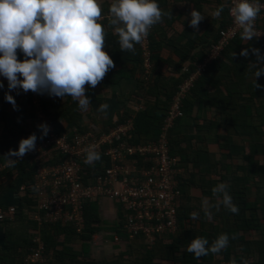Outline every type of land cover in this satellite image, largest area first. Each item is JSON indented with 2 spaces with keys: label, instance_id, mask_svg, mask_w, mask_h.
I'll use <instances>...</instances> for the list:
<instances>
[{
  "label": "crops",
  "instance_id": "0c3cea01",
  "mask_svg": "<svg viewBox=\"0 0 264 264\" xmlns=\"http://www.w3.org/2000/svg\"><path fill=\"white\" fill-rule=\"evenodd\" d=\"M161 1V9L170 10L172 18L164 17L162 23L153 26L157 38V50L155 49L154 71L149 83L143 80L144 57L139 53L137 44L135 54L122 52L119 37L115 31L111 33L115 38L106 42L103 49L113 60L115 67L95 88L85 86V95L91 103L86 112L81 111L78 102L69 96L61 99L46 93L43 95L31 93V91L24 93L19 88L9 92L7 80L0 76V83L4 85L0 88V153L2 144L12 141L15 138V132L26 138L32 133H35L38 138L41 137V131L37 126L45 122L38 116L40 114L38 105L41 107V113L52 122L54 132L68 137H72L73 129L76 127L101 134L109 133L117 125L129 121L135 125L136 131L135 119L139 113L151 108V120L156 118L157 109L160 114L163 113L167 99L165 91L175 90L184 83L186 80L184 75L191 59L200 58L205 44L213 40L219 27L225 24L227 14L223 10L219 19L212 16L217 7L225 5V0ZM109 3L111 0H101L103 11ZM193 8L205 17L200 22L198 31L189 27V13ZM256 40L257 43L262 42L264 46V39ZM236 41L232 43L233 45L231 44V48L223 55L220 62L213 67L210 66V73L206 79L186 96L187 115L180 123L174 138L182 139V146L191 147L190 156H188L190 159L186 163V160L180 156L173 155L179 159L183 170L180 175V188L183 193L182 208L199 215V219L193 220L197 230L193 231L191 239L200 237L198 233L202 231L214 233L217 237L219 234L227 233L229 244L226 251L228 249L229 258L237 261L236 254L240 252L244 253L242 261L255 264L260 256L259 242L264 239V181L261 180L262 173L254 166L264 164V138L260 142L257 137V131L260 129L264 131V126L261 124V118L264 115L261 109L264 103V87L255 88L254 79L256 84L264 86V75L254 77L256 69L251 64L256 63L255 55L249 52L247 57H243L239 55L240 52H237L246 48L259 49L254 45L255 43L244 41L241 37ZM232 53L240 56L238 61L233 59ZM18 59L23 60L24 57L22 58L18 53ZM6 92L14 97L15 110L5 100ZM27 98H31L29 104L28 101L25 102ZM105 103L109 105L106 116L97 110L99 105ZM68 112H74L77 115L74 124L68 122L66 117ZM17 115L18 119H16ZM122 117L125 120L121 123ZM55 119L59 121L58 126ZM158 119L162 118L160 119L159 116ZM132 134L127 138L129 141L132 140ZM141 136L144 135L139 134L138 138L143 140L144 137ZM40 142L39 139L37 144ZM149 142H143V144ZM254 144L257 145L256 150L253 149ZM39 156L43 160L39 164L54 161L57 158L52 152H44ZM194 158L198 161L193 163ZM249 162H254L253 166ZM234 181L245 189L246 203L251 207L248 209L243 204L237 205L239 211L233 214L221 204L218 210L215 207L212 208L211 219L206 217L202 208V198L207 197L212 204H216L217 197L205 195L202 191L204 185L211 187L210 192H212L219 183H227L230 187ZM20 189V185L11 188L4 197L0 198V207L17 204L21 199ZM99 214L104 222L102 224L104 229L95 235L90 243L88 254L84 255L87 260L96 262L124 260L132 263L140 255H145L146 243L129 241L124 230L120 229L119 205L109 201L100 202ZM107 220H112V224L107 225ZM254 225L260 228H254ZM37 235L40 234L37 233ZM104 235L109 236L107 238ZM230 235L239 236L242 240L233 243ZM2 236L0 233L1 242ZM102 236V243H98L97 239ZM74 247L78 252L84 253L80 240L73 245ZM222 259H224V250L212 255L214 264H218L217 261ZM197 262H201V259L198 258ZM156 263L161 264L160 260Z\"/></svg>",
  "mask_w": 264,
  "mask_h": 264
},
{
  "label": "clouds",
  "instance_id": "9594fccd",
  "mask_svg": "<svg viewBox=\"0 0 264 264\" xmlns=\"http://www.w3.org/2000/svg\"><path fill=\"white\" fill-rule=\"evenodd\" d=\"M226 5H220L212 16L219 19ZM259 0H234L230 15L235 24L242 29L241 39L250 41L257 37L255 20L261 11ZM101 0H0V76L8 82L9 92L21 89L36 94H47L63 99L71 97L78 102L81 111L90 107V99L85 95L86 85L95 88L105 75L115 67L106 51V29ZM189 27L198 31L200 22L205 18L199 11L189 13ZM172 18L170 10L161 9L157 0H111L108 8L109 24L119 37L120 50L135 54V45L141 44L154 25L163 22V18ZM187 19V17H185ZM18 51L24 59H18ZM251 52L256 56L254 77L264 75V54L259 49H243L239 55L247 57ZM236 53H232L235 57ZM255 88L261 86L255 83ZM4 85L0 83V88ZM19 95V93H17ZM5 100L14 110L16 102L12 95L5 93ZM108 104L97 109L107 115ZM44 139L50 131L46 123L37 126ZM38 137L32 133L21 139L18 150H9L3 157L6 165L15 167L22 158L36 148ZM42 142V141H41ZM40 142V143H41ZM85 163L94 165L101 160L96 145L83 150ZM15 157L17 159H12ZM227 183H219L212 189L217 203L202 198L205 216L212 218V208L223 205L231 213L237 214L239 208L233 203ZM36 189L34 188V191ZM191 219H199L198 213H191ZM235 239V236L232 237ZM229 235L219 234L209 246L203 237L191 240L187 251L195 258L209 253L218 254L228 247ZM229 264H236L230 259ZM242 264H247L242 261Z\"/></svg>",
  "mask_w": 264,
  "mask_h": 264
},
{
  "label": "built area",
  "instance_id": "2783aa9c",
  "mask_svg": "<svg viewBox=\"0 0 264 264\" xmlns=\"http://www.w3.org/2000/svg\"><path fill=\"white\" fill-rule=\"evenodd\" d=\"M259 2L264 5V2ZM225 5L228 25L219 32L217 41L208 48L203 60L195 64V71L180 86L157 142L130 144L127 138L135 131V125L130 121L117 125L109 133L99 134L76 127L72 137L60 136L54 132L52 122L41 113L38 105V116L49 126L50 131L41 143L36 144L34 151L19 158L17 162L37 157L44 152L56 151L62 157L57 161L43 162L34 171L38 210L46 213V221L72 225L81 234L86 224L85 204L109 201L121 207L124 229L132 239L140 238L146 245L154 246L163 236L177 231L183 196L179 177L183 170L179 159L171 153L169 135L176 121L184 117L183 103L194 81L221 58L222 52L232 40L241 36L242 29L230 15L234 0H226ZM254 23L257 37L253 39H264V7ZM151 30L141 43L145 66L149 70L153 68ZM89 145H96V150L109 157L112 163L104 173L86 180L89 164L84 162L86 153L83 150ZM3 167L7 165L0 166V170ZM25 188L23 185L21 189ZM15 212L13 206L8 212L0 208V220L13 217ZM35 219L42 221L37 213ZM42 253L41 246L27 262H43Z\"/></svg>",
  "mask_w": 264,
  "mask_h": 264
},
{
  "label": "trees",
  "instance_id": "16d2710c",
  "mask_svg": "<svg viewBox=\"0 0 264 264\" xmlns=\"http://www.w3.org/2000/svg\"><path fill=\"white\" fill-rule=\"evenodd\" d=\"M261 2H264V0H259ZM226 2V0H225ZM157 3L159 5L162 4L161 0H157ZM110 5V3H109ZM105 7L103 11V17L104 19L101 21L102 25L106 29V37H105V43L110 42L113 38H115L111 33L114 31V28L110 26L109 24V18H108V8ZM226 7L224 8V12L226 13ZM228 25V21L226 18L225 24L221 25L219 29L216 32V35L213 40L208 41L205 44V47L201 50L200 58L197 59H191L190 65L188 67V71L185 73V79L188 78L189 74L193 73L195 71V64L199 63L203 60L204 56L206 55L208 48L217 41L219 32L226 28ZM154 28V27H153ZM241 36H238L232 42L230 43L229 47H227L223 52L220 59L214 61L210 66L213 67L214 64L220 62L223 55L227 53L228 49L231 48V44L234 42H237L236 40H239ZM150 39L152 43V50H153V68L147 69L145 66V62L143 61V70H144V82L149 83L150 79L153 75L154 71V63H155V49L157 46V38L155 34V30L152 29L150 33ZM203 39V38H202ZM206 40V39H204ZM252 43H255L254 45L260 49L261 54H264V46L262 42L258 41L257 43L256 39L250 40ZM233 43V44H234ZM232 44V45H233ZM137 48L139 49V53L143 55L144 57V51H142L141 44H137ZM157 50V49H156ZM235 52V51H234ZM238 53L241 51H237ZM18 53L22 56L23 54L18 51ZM233 57V56H232ZM239 55L233 57L234 60H239ZM210 66L206 69V71L201 74L195 81L188 92L190 94L197 85H199L202 81L206 79L208 74L210 73ZM264 66V65H262ZM178 86L175 90L165 91V94L167 96L166 103H165V111L160 114L159 109H157L156 112V118L154 120H151L150 110L142 111L139 113L136 117V131L132 134L130 140V144L132 145H139L143 144V142L152 141L157 142L158 139L161 136L162 133V127L163 122L165 118L168 116L169 111L171 109V106L173 104L174 97L179 91ZM32 93V92H31ZM31 95V94H30ZM188 96V95H187ZM187 98V97H186ZM28 104L31 102V98H27L25 102ZM185 102L183 103V111H184V117L179 118L176 121V124L173 128V130L170 132L169 135V142H170V150L171 153L174 154L176 157L180 156L182 159L186 160V163H188V160L190 159L188 156H190L191 147H184L182 146V139L174 138L175 133L177 132L178 128L180 127V123L183 121V119L187 115V109L185 108ZM264 111V103L261 108ZM47 110V109H46ZM162 112V110H160ZM259 114L260 111L258 110ZM130 116V115H129ZM160 116V119L159 118ZM253 116V115H252ZM20 117V116H19ZM66 117L68 119V122L70 124H74L77 115L74 112H68L66 114ZM122 117V122H124L125 119ZM16 119H18V115L16 116ZM262 126H264V115H262ZM57 122V126L59 121L55 119ZM261 126V127H262ZM250 130V129H249ZM255 131V129H254ZM144 135L141 136V138H138V135ZM261 129L260 131H257V137L260 139L258 141L262 142L261 140L264 138ZM252 134V133H251ZM250 134V135H251ZM37 136V135H36ZM46 137V136H45ZM186 138V136H185ZM21 139H26L24 135L20 136L18 135V132H15V138L10 142H4L1 147V153H0V165L6 166V162L3 159L4 155L8 153V151L11 149L13 151L18 150V144ZM39 139L42 141L43 139L38 138L36 141H39ZM257 145H253V149L257 148ZM256 150V149H255ZM53 153L56 154L57 160H60L62 157L57 153L56 151H53ZM37 157L29 158L28 160L17 162L15 167H9L7 166L5 169H1L0 172V198L4 197L11 188L15 186H22L25 185L26 188L24 190L20 189L21 193V199L17 202L15 205L11 206H1L4 210V212H8L10 210V207H14L16 212L13 217L0 220V233L3 235V241H0V264H34L27 262L28 258L37 251L40 250L41 246L43 248V262L36 263V264H158L156 261L160 260L161 264H214L212 261V253H209L206 256L200 257L201 262H197L198 258H195L193 254L189 253L187 251L188 245L191 242V237H193V231L197 230L194 227L193 219H191V213H194L193 211H189L186 208H182V205L180 203L179 206V216H178V226L177 231L172 235H165L163 236L154 246L146 245L145 248V255L138 257L135 261L132 263H128L127 261L122 260L116 261V262H106V261H100L96 262L94 260H87L86 256L88 254V249L90 243L93 241V238L95 235L99 234L104 229L103 220L100 217L99 214V203L100 202H88L85 204V229L81 234H78L75 228L72 225H66L62 223H51L46 221L45 215L46 213L38 210V201L36 198V192L34 191V171L36 168L39 167V163L43 161L42 159ZM195 159V160H194ZM192 159L193 163L197 162L198 159L196 158ZM142 161V160H141ZM43 163V162H42ZM41 163V164H42ZM111 159L109 157H105L104 155H101V160L96 162L92 166H87L88 169L86 170L88 175L86 176V180L90 177L95 178L96 176L104 173L107 168L111 167ZM252 166L254 162H249ZM256 166L257 170H259L262 175L261 180L264 181V164L261 166ZM256 170V172H257ZM252 173V171H251ZM180 179V177H179ZM192 181V180H191ZM214 182V180H212ZM192 183V182H191ZM203 184V183H202ZM204 185V184H203ZM205 187L202 188L203 192L207 196L213 195L212 192H210L211 187L204 185ZM245 189L243 186L238 185L236 181L233 182V185L228 187L229 194L232 196L233 203L236 205H242L246 206L248 209L250 204L246 203V194ZM19 191V189H18ZM182 202V200H181ZM264 202V198H263ZM246 208V209H247ZM39 215L42 218V221L39 222L35 219V214ZM120 229L124 230L126 233L125 235L129 238V241H141L139 239H132L131 236L126 232L124 229V220H123V214L121 212L120 207ZM247 222V221H246ZM247 225V224H246ZM250 226V225H249ZM237 227V226H236ZM254 228H260L258 225H254ZM238 229L240 227L238 226ZM39 233L40 235H37ZM200 237L206 238L209 241V246L211 243L217 238V235L210 232H204L198 233ZM237 234V233H236ZM231 236V235H230ZM235 236V235H234ZM231 240L233 243L236 241L242 240L241 237L235 236V239L232 238ZM264 237V235H263ZM80 240V242L83 244V251L84 253L78 252L75 247L73 248V245L77 243V241ZM145 243V242H144ZM259 259L258 262L255 264H264V239L263 241L259 242ZM86 255V256H84ZM238 256V259L236 261V264H242L244 253H238L236 254ZM224 260V261H223ZM229 253L228 249L226 251V248L224 249V259L219 260L217 262L219 263H225L229 264ZM218 263V264H219Z\"/></svg>",
  "mask_w": 264,
  "mask_h": 264
},
{
  "label": "rangeland",
  "instance_id": "374dc122",
  "mask_svg": "<svg viewBox=\"0 0 264 264\" xmlns=\"http://www.w3.org/2000/svg\"><path fill=\"white\" fill-rule=\"evenodd\" d=\"M36 102H37V100H36ZM112 220H113V219H112ZM112 220H107V222H106L107 225H111V224H112ZM108 236H109V235H104V237H107V238H108ZM102 239H103V236H102V238L97 239V242H98V243H100V242L102 243ZM97 242H96V244H98Z\"/></svg>",
  "mask_w": 264,
  "mask_h": 264
}]
</instances>
